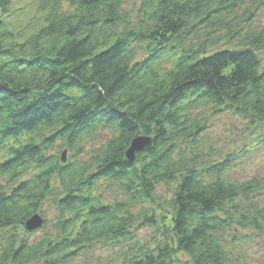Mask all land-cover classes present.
<instances>
[{"label": "trees", "instance_id": "16d2710c", "mask_svg": "<svg viewBox=\"0 0 264 264\" xmlns=\"http://www.w3.org/2000/svg\"><path fill=\"white\" fill-rule=\"evenodd\" d=\"M125 1L37 0L16 28L0 0V264H69L100 241L129 248L121 264H235L242 230L264 240V174L231 177L264 146V0ZM220 113L256 142L204 151ZM137 136L151 141L130 161ZM59 140L67 161L48 153ZM46 201L54 232L30 241ZM142 224L165 239L143 245Z\"/></svg>", "mask_w": 264, "mask_h": 264}, {"label": "rangeland", "instance_id": "374dc122", "mask_svg": "<svg viewBox=\"0 0 264 264\" xmlns=\"http://www.w3.org/2000/svg\"><path fill=\"white\" fill-rule=\"evenodd\" d=\"M36 1L37 0H12V11L9 15V19L14 27L20 28L22 25H24V23H27L31 20ZM125 2L124 8L127 10L132 8L134 3H138L137 0H126ZM259 18L264 20V15L262 16L260 14ZM165 64L167 66L170 65L168 60L165 61ZM208 116V128L201 135L202 148H204V151L207 153H212L214 150L218 153L231 152L235 147L241 148L243 145H246L245 143H250L253 141V144L256 142V140H254L255 135H252V132H245L243 125L244 123L241 118H238L230 113H220L213 117L208 114ZM106 137H108V135L102 133L100 135L91 136L84 139L82 141L83 146L81 147L82 153L81 155L77 154L79 155L78 158L88 159L91 149L93 147L101 146ZM80 151H78V153ZM48 153H62L61 155L64 156L65 160L67 161L70 159L72 152L68 151V149H66L59 140L56 142L54 147L49 149ZM231 169V177L238 180L264 174V146L263 148L252 151L248 159H242V161L231 167ZM35 171L36 168L34 166L28 165L27 168L22 169L21 177L28 179L29 176H31ZM157 193H159L160 197L162 198L168 199L170 197L169 187L165 184L158 185ZM103 196L107 201H111L116 195L104 193ZM139 207L141 206L137 205L135 210L137 211ZM43 208L45 209L44 217L48 220V222L45 224V226H43V228L42 224L40 228L35 230L36 233L29 237L30 241L44 235L45 233L53 234L54 232L51 222L55 208L52 204V201H46ZM135 232L137 239H139L143 245L148 247L154 246L165 239V236L162 234V226L159 224L158 226H152L149 224H142L140 226L138 225ZM249 233L250 231L248 230H242V235H240V238L236 244H231L234 254V263L264 264V240L257 235H253V238L245 236ZM124 248L126 251L129 249L125 246L120 248L118 246L112 247L107 244L105 245L103 241L96 242L91 246L85 247L81 254L69 264H121V258L128 256V253L124 252ZM176 256L180 260L188 258V256H186V254L183 252L178 253ZM28 264H42V262L32 261Z\"/></svg>", "mask_w": 264, "mask_h": 264}, {"label": "water", "instance_id": "95a60500", "mask_svg": "<svg viewBox=\"0 0 264 264\" xmlns=\"http://www.w3.org/2000/svg\"><path fill=\"white\" fill-rule=\"evenodd\" d=\"M149 137H142V136H137L134 137L132 140L130 146L127 148L126 152V157L132 161L135 157L136 151L143 150L145 145L150 143ZM62 161H65L64 156H62ZM43 223L42 217H40L39 214H33L30 216V218L26 221L25 227L28 231H31L32 229H37L41 227Z\"/></svg>", "mask_w": 264, "mask_h": 264}]
</instances>
